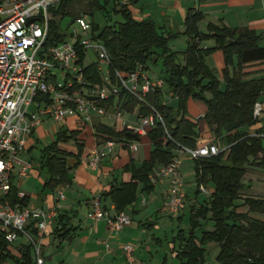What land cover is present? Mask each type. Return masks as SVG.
<instances>
[{
	"label": "trees",
	"instance_id": "obj_1",
	"mask_svg": "<svg viewBox=\"0 0 264 264\" xmlns=\"http://www.w3.org/2000/svg\"><path fill=\"white\" fill-rule=\"evenodd\" d=\"M79 1L82 0H60L51 10L60 20L65 15L75 18L79 12L73 7ZM85 1L89 9L87 15H94L98 8H103L112 21L107 10V6L112 3L113 9L122 16V20L110 21L103 28L92 20L95 38L105 44L109 53V69L114 82L117 70L127 74L136 70L139 65H144L147 69L149 60L157 62L162 58L164 67L160 75L165 78L167 92L171 98L179 99L178 106H175L163 99L162 91L156 90L147 93L145 102H140L129 92L123 91V105L127 107L130 104L129 108L132 110L139 103L140 115L152 114L155 121L153 126L148 128L146 135L153 146L149 158L141 165L131 160L124 169L131 173L132 179L113 184L105 194L111 197L115 212L121 213L134 203L139 191L151 193L154 190L150 180L151 174L158 165H168L180 146L195 148L202 144L199 121L187 113L188 99L192 95L206 102L207 109L201 119L204 118L214 131L215 141L222 142L218 144L222 152L195 159L197 186L213 181L214 188L199 206L190 207V235L187 237L186 232L182 231L179 235L180 248L174 245L173 251L177 252L176 256L181 264H212L206 259L205 246L215 241L220 247L216 257L219 264H264V218L260 216L264 215V197L244 193V190L252 186L246 181L250 164H257L264 169V127L253 135L242 129L259 121L254 117V106L264 94V78L247 79L245 68L252 62L264 60L261 35L249 27H230L213 23L208 25L207 31H202L199 22L203 19V13L193 9H189L187 13L186 28L182 33H166L161 31L151 18H134L128 6L121 5L120 0ZM182 35L188 36L187 47L183 51V62L178 60V51L170 47L172 38ZM65 40L66 35L60 32L59 20H51L47 44ZM207 40H213L214 45L203 47L202 43ZM216 50H221L224 54V89L206 62V56ZM79 51L83 63L86 54L81 49ZM84 76L90 84L103 83L96 62L86 65ZM207 91L211 93L210 97L205 96ZM97 130L102 135L109 134L121 143L142 139L129 128L116 130L111 126L99 124ZM79 134V130L61 128L55 140L45 147L42 158V168L48 170L45 187L55 189L59 185L70 183L71 167L67 159H79L84 150V143L79 140ZM70 142L75 143V151L64 146ZM17 192L18 189L14 186L11 191L13 200H17ZM199 192L198 189L197 193ZM21 201L27 205L29 199L25 197ZM242 205H247L249 209L240 211L239 207ZM103 207L108 209L106 205ZM184 214L178 217L180 221ZM70 219L67 214L59 212L53 233L61 239L69 237L74 229ZM202 220L212 221L213 229H206ZM198 229H202L200 237L197 234ZM28 231L36 238L44 236L35 221L28 226ZM9 247L10 242L4 233L0 232V264L10 260L15 264H36L32 242L28 241L22 245L20 258L11 253Z\"/></svg>",
	"mask_w": 264,
	"mask_h": 264
},
{
	"label": "built area",
	"instance_id": "obj_2",
	"mask_svg": "<svg viewBox=\"0 0 264 264\" xmlns=\"http://www.w3.org/2000/svg\"><path fill=\"white\" fill-rule=\"evenodd\" d=\"M59 1H0V232L10 243L21 235L32 242L36 264H47L43 239L34 237L28 231V226L35 221L43 235L48 224L56 220L59 209L45 210L41 206L24 204L21 199L26 197V193L22 190H18L17 200L11 196L14 179L28 177L34 167L32 161L24 158L22 153L28 148L35 130L42 126L46 118L61 123L69 116H77L87 123L91 121L92 113H97L109 115L113 120L120 121L123 128H129L142 137L147 135L155 118L152 114L141 115L135 123L124 118L122 110H119L123 91L129 92L140 102H145V95L151 91L160 90L164 96H170L165 78L152 74L144 65L127 74L117 70L114 82L109 69V53L105 44L95 38L96 33L87 14L75 17L80 31L75 28L72 32L74 41L47 44L51 20H60L51 10ZM120 3L128 5L131 0H120ZM80 49L85 54L89 49H94L98 61L105 65L104 68L97 62L102 84H90L86 80V65L81 63ZM61 75H64L63 80L59 78ZM109 100L112 101L107 104ZM111 106L113 110L110 111ZM263 111V103L259 100L254 106V117L260 119ZM202 117L204 113L198 116ZM102 137L100 147L92 150L89 161L92 168H96L101 159L112 153L117 143L109 134ZM125 145L131 151L137 149L136 141L125 142ZM221 152L215 140L195 148L180 146L173 160L152 174L154 181L161 177L166 183L165 207L170 214L178 216L183 213L189 200L181 171V155L185 153L197 159ZM198 189L205 194L211 193L205 184L198 185ZM59 196L64 197L63 191ZM143 201L146 202L145 199ZM89 215L93 220L105 219L111 233H119L132 223L126 212L112 213L104 209L100 199L94 202ZM106 246L109 248L108 243ZM135 252L134 243L121 246L127 264H138Z\"/></svg>",
	"mask_w": 264,
	"mask_h": 264
},
{
	"label": "crops",
	"instance_id": "obj_3",
	"mask_svg": "<svg viewBox=\"0 0 264 264\" xmlns=\"http://www.w3.org/2000/svg\"><path fill=\"white\" fill-rule=\"evenodd\" d=\"M127 6L134 18L138 20L151 18L160 30L166 33L170 31L182 33L186 28L185 18L189 9L201 11L203 19L199 22V27L202 31H207L210 23L230 27H249L261 35L260 43L264 46V0H131V3ZM181 37L187 38L185 42L187 43L188 36L182 35ZM212 41L203 42V47L212 46L209 44ZM170 47L174 50L171 42ZM211 56H206V62L219 77L225 66L224 54L221 50H217L214 56ZM236 61L237 58H235V63ZM245 71L248 73L247 79L264 78V60L248 64ZM224 85V82L221 81L222 89L225 88ZM124 101L123 97L122 105ZM260 101H262L264 106V94L261 96ZM109 110H113V107L111 106ZM139 110L137 115L133 113V119L128 120L130 123H135L141 118ZM199 115L196 116V119L199 121L201 131L200 143L215 140L214 131L207 122L198 118ZM54 122L56 123V121ZM99 124L111 126L116 130L123 129L121 122L119 123L117 120L113 122L107 119L106 116L102 117L97 113H93L91 121L86 124L81 119H78L77 116H69L63 122L52 125L56 127V134L61 128L79 130V140L84 143V150L79 159L73 157L67 159V163L71 167L69 172L70 183L59 185L55 189L45 187L46 177H44L42 171H37V169H32L29 176L25 179H19L18 177L14 179V186L26 193V198L29 199L28 205L41 206L45 210L58 207L59 212L65 213L71 218L70 223L74 226V229L71 235L65 239H61L53 233L57 224L56 220L48 224L44 236H42L47 264H127L125 257L121 253V246L130 242L137 245L135 253L140 252L143 246H146L145 249L147 250L150 239L144 238L147 234L145 229H156L159 223L158 218L163 216V211L166 209L164 195L166 183L161 177L157 181L152 178V174L162 166L160 164L150 176L154 190L151 193L139 191L137 200L124 210L131 217L132 223L126 226L123 232L114 236L105 219L93 220L90 217L89 213L92 206L98 199L112 213L115 212V205L111 197L105 195L106 192L110 190L113 184L130 181L132 176L130 172L125 171V165L130 163L131 160L135 161L137 165H141L144 160L149 158L153 147L146 135L142 136L141 140H135L137 143L136 151H131L125 143L117 142L113 152L101 159L96 168H92L89 165V161L92 158V150L97 146L100 147L103 138L102 133L97 130V125ZM262 127H264V111L255 125L246 126L242 129L253 135ZM40 128L41 126L35 130L30 138V144L23 151V154H28L31 148L41 140ZM64 146L71 151L76 150L74 142ZM26 159H28L27 156ZM258 170L248 171L246 181L252 186L244 190V193L264 197V185L261 184L264 182V171L261 173ZM35 181L38 183L39 188L37 191L35 190L36 195H33L27 183L33 182L35 184ZM187 186L185 181V190L189 195L187 209H190L193 205L199 206L202 201L198 198L200 192L197 193V184L195 192L189 190ZM60 191L64 193L63 198L59 196ZM206 195L208 197L209 194ZM144 199L146 202L143 201ZM145 207H148L147 211L143 210ZM152 236V240L157 239L162 244L160 237L157 238L155 233ZM27 242L26 237L21 235L18 240L10 243L11 253L20 258L22 245ZM107 243L109 248L106 246ZM147 251L149 252V249ZM140 255L142 256V253ZM146 262V260L139 259L138 264L149 263ZM5 264L15 263L10 260Z\"/></svg>",
	"mask_w": 264,
	"mask_h": 264
},
{
	"label": "rangeland",
	"instance_id": "obj_4",
	"mask_svg": "<svg viewBox=\"0 0 264 264\" xmlns=\"http://www.w3.org/2000/svg\"><path fill=\"white\" fill-rule=\"evenodd\" d=\"M102 2H105V1L102 0ZM73 8L77 12H79V15L80 14L86 15L89 12V9H88V6H87L85 0L76 2L74 4ZM107 10L109 11L110 16L112 17V21L122 20L121 14H118L113 9L112 3H110L107 6ZM106 13H107V11L104 10L103 8H98L95 11L94 15H89V19L91 21L95 20V22L100 26V28H103L111 21L110 17H108L106 15ZM59 23H60V32L66 35V40L74 41V37L72 36V32L74 31L75 28H77L80 31V27L75 22V18L72 15H65L63 17V19L59 20ZM186 39L187 38L180 36L178 38H172V40H171V46L174 48V50L178 51V53H179L178 54L179 55L178 60L182 61V62L184 61V54H183L182 50H184L187 46V43H185ZM204 42H208V40L204 41ZM209 44L214 45V41H212ZM214 53H215V51L211 52L209 55H212L211 57H213ZM93 62H96V63L98 62L103 67L105 66L98 61L96 51L94 49H89L86 53L84 65H88V64L93 63ZM147 65L149 66V70L152 74L161 73L162 69L164 67L162 58H159L157 62L154 61L153 59H151L148 61ZM59 78L61 80H63L64 75L59 76ZM217 78L220 81H223L225 84L222 73L219 74V77L217 76ZM166 89H167V86H166ZM205 96L210 97L211 93L207 91V92H205ZM163 99L170 104L178 106V103H179L178 97L171 98L169 95H166V96H163ZM129 107H131L130 104H129ZM129 107L125 108V105H121V107H119V110H122L123 116L127 120L133 119V116H134L133 113H135V115H137L138 110L140 108V104L138 103L136 105V108H134L132 110ZM206 109H207V105H206V102L204 100L199 99V98H195L192 95L189 97L187 113L191 118H196L197 115H199L202 112H205ZM99 116H102V117L106 116L107 119L114 122V120L112 118H110L109 115H99ZM203 121L206 122L204 118H203ZM119 123H120V121H119ZM53 124L56 125L57 122L55 123L53 121V119H45V122L42 124L41 128L39 129V134H40L41 140L38 143H36L33 148H31V150H30V152H28V154L22 153V156L24 158H26V156H27V158L32 161V163L35 165V168L37 169V171L43 172L44 177H46L48 175V173H47L48 170L42 168L43 151H44L45 147L49 143H51L55 138V134H56L55 128L56 127L52 126ZM220 143H221V141H218V144H220ZM68 144H70V143H68ZM181 159H182L181 171L183 172L186 184L188 185L187 187H189V190L195 192L196 184H197V182H196L197 173L195 170L196 160L192 156H189L188 154H185V153L181 155ZM254 169H259L258 171H260L261 173H263V171H264V169L259 167L257 164L251 163L249 170L251 171ZM261 184L264 185V182H262ZM27 185L30 187V190H32L31 191L32 194L36 195V191L39 188L38 183L35 181V184L33 182L32 183L30 182V183H27ZM205 185L207 186V188H209L211 190L214 188V182L213 181H208L207 183H205ZM197 189H198V187H197ZM206 197H207V195L204 194L203 192H200L198 195L199 200L202 202L205 200ZM147 208L148 207H145L143 210L147 211ZM248 209H249V207L247 205H242L239 207L240 211H247ZM260 216L264 218V215L260 214ZM158 220H159L158 221L159 223L157 224L158 226L156 229H154V230L153 229L151 230L149 228L145 229L147 234L144 238L150 239L149 245H148L149 247H147L149 249L150 253L147 251L148 249L147 250L145 249L146 246H143L140 249L142 256L140 255L141 254L140 252L135 253V256L138 254L136 256L137 260L138 261H139V259L140 260L141 259L146 260L147 262H149L148 264H181L180 259L176 256L177 252L173 251V247L175 245L178 249L180 248L181 238L179 237V235L182 231L186 232L187 237L190 235L191 224H190L189 209L186 210L181 221L178 219V217L170 214L167 209H165L163 211V216L159 217ZM202 221L205 224L206 229H212L213 228L212 221H210V220H208L207 222L204 220H202ZM123 230L120 231L119 233H113L112 235L117 236L118 234L123 232ZM153 233H155L157 238L160 237L162 239V244L160 242H158L157 239L152 240V237H153L152 234ZM197 234L200 237L202 235V229H198ZM134 245L137 247L136 244H134ZM205 247L207 249V255H206L207 261L209 263H212V264H219V262L216 258L218 253H219V250H220L219 244L215 241H211V242L207 243ZM43 251H44V249H43Z\"/></svg>",
	"mask_w": 264,
	"mask_h": 264
}]
</instances>
